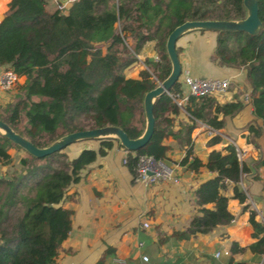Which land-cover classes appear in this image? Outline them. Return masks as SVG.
<instances>
[{
  "label": "trees",
  "instance_id": "1",
  "mask_svg": "<svg viewBox=\"0 0 264 264\" xmlns=\"http://www.w3.org/2000/svg\"><path fill=\"white\" fill-rule=\"evenodd\" d=\"M245 15L243 0H71L65 11L56 0H9L0 18V66L10 67L24 79L4 104L0 119L40 147L65 133L109 124L137 137L145 125L143 96L171 68L165 41L173 27L186 19ZM258 15L262 27L255 34L217 30L211 55L220 65L245 69L252 112L259 119L247 125V139L256 146L257 137L264 136V0H258ZM148 40L160 43L159 56L146 60L149 69L142 67L137 77L127 76ZM180 85L178 79L168 92L156 97L151 137L137 150L128 151L125 165L133 179L139 155L167 162L169 146L164 138L170 130L160 124L181 109L169 94L179 91ZM243 105L238 98L221 102L215 95H191L183 105L191 122L183 127L179 142L184 141L185 153L176 161L193 171L203 166L212 174L197 184L198 212L185 229L176 231L180 238L229 222L233 214L223 193L227 181L233 182V196L243 202L246 195L238 184L241 174L257 172L264 165V153L249 166L239 159L232 143L225 151L211 149L205 161L193 154L190 133L196 119L220 128L224 116L235 114ZM218 113H222L220 118ZM96 139L97 149L84 147L72 158L66 146L44 156L22 149L21 172L0 174V264L56 263L70 229L72 210L61 205L69 185L98 154L115 142L122 146L114 137ZM219 140L220 135L213 134L207 142ZM11 147L20 148L0 134L1 164L10 161L7 149ZM248 219L257 239L247 247L263 252L264 224L255 218L254 210ZM244 248L231 243L232 250ZM96 264H105L104 259Z\"/></svg>",
  "mask_w": 264,
  "mask_h": 264
},
{
  "label": "crops",
  "instance_id": "2",
  "mask_svg": "<svg viewBox=\"0 0 264 264\" xmlns=\"http://www.w3.org/2000/svg\"><path fill=\"white\" fill-rule=\"evenodd\" d=\"M8 1L0 0V18ZM215 41L214 30L192 29L183 33L176 41L181 75L244 80L243 67L224 66L211 59ZM156 48V41L148 40L140 53L139 64H133L127 76L137 77L142 65L148 68L145 61L156 59ZM1 96H5L3 90ZM215 96L221 102L238 98L244 105L235 114L225 115V123L220 128L196 119L190 133L193 154L205 161L211 149L225 151V146L232 143L237 150L245 151L242 159L252 166L253 160L264 153V136L257 137L258 146L247 139V125L255 120L259 122L252 112L249 88L231 87ZM221 116L222 113H218V118ZM190 119L189 113L181 108L178 113L170 114L168 122L160 124L170 130L164 143L169 146L167 155L174 156L173 162L185 153L186 146L179 138ZM213 134L220 135V140L208 143ZM98 146L97 139H84L68 144L65 151L72 158L84 147L97 149ZM7 151L11 158L8 163H0V174L21 172L18 157H24L25 153L13 148ZM123 156L124 148L115 142L104 154H98L93 162L80 169L78 180L69 185L68 196L61 205L72 210L70 229L55 264H96L100 258L105 264H264V251L253 252L247 247L257 239L252 234L249 211H255L259 222L264 219V165L259 166L257 172L250 170L241 174L238 184L246 195L243 202L233 196V182L227 181L223 193L228 197L227 207L233 214L229 222L205 233L180 238L176 231L185 229L198 212L194 190L212 172L202 166L191 173L179 164L178 182L161 180L144 185L132 178ZM143 221L148 225L143 226ZM232 241L245 248L232 250ZM224 249L229 253H223ZM217 251L219 254L215 255ZM143 254L148 256L147 260L142 259Z\"/></svg>",
  "mask_w": 264,
  "mask_h": 264
},
{
  "label": "water",
  "instance_id": "3",
  "mask_svg": "<svg viewBox=\"0 0 264 264\" xmlns=\"http://www.w3.org/2000/svg\"><path fill=\"white\" fill-rule=\"evenodd\" d=\"M246 15L240 19H186L173 27L165 41V49L171 68L169 73L157 81V85L147 90L143 96L145 125L142 133L137 137H129L124 129L118 125L109 124L99 127L79 129L61 135L45 146H37L21 134L14 131L5 121L0 119V134L19 146L26 153L33 156H44L53 151L62 149L68 144L84 139L114 137L118 143L128 150L135 151L143 146L151 137L154 130L153 104L159 95L168 92L170 87L181 75V64L176 50L177 39L192 29L244 30L250 34L259 32L262 27L258 15V0H243Z\"/></svg>",
  "mask_w": 264,
  "mask_h": 264
},
{
  "label": "built area",
  "instance_id": "4",
  "mask_svg": "<svg viewBox=\"0 0 264 264\" xmlns=\"http://www.w3.org/2000/svg\"><path fill=\"white\" fill-rule=\"evenodd\" d=\"M58 3V8L65 11L68 7L67 3L69 0H56ZM71 1V0H70ZM138 60L142 58V55L137 54ZM19 74L7 66H0V91L6 90L12 86V84L17 80ZM179 80L181 82L180 90L176 92H170L169 94L173 100L177 103L180 108L186 103L189 96H202V95H219L225 93L229 84L232 81L231 77H204L199 75H192L190 73H185L180 75ZM128 149L124 148L123 163L126 162V155ZM239 159H242L245 155L244 150H237ZM179 163H173L172 165L168 162L160 159L154 158L151 155H139L136 166V180L143 183L144 185H149L161 180H171L173 182H178L180 175L177 172ZM190 172H194L190 170ZM264 224V219L262 220ZM143 226H147L148 222L143 221ZM223 253L228 254L229 250L224 249ZM219 251L215 252L218 255ZM143 260H147L148 256L146 254L142 255Z\"/></svg>",
  "mask_w": 264,
  "mask_h": 264
},
{
  "label": "rangeland",
  "instance_id": "5",
  "mask_svg": "<svg viewBox=\"0 0 264 264\" xmlns=\"http://www.w3.org/2000/svg\"><path fill=\"white\" fill-rule=\"evenodd\" d=\"M70 3V0L68 1L67 5H69ZM157 43V48L154 49L155 50V55H156V58L159 56V52H161V48H160V43L159 42H156ZM105 48V45H103V49ZM145 61V60H144ZM146 62V61H145ZM137 63L139 64V60L137 59V62L135 63L137 65ZM143 64V63H142ZM144 67V65L141 66V68ZM23 81V75H19V77L17 78V80L12 84V86L6 90H4V94L5 96H1L0 97V116L3 115V106L4 104L9 101L10 99L13 98V95L19 85V83H21ZM158 81V80H157ZM231 87H247L246 85V82L245 80H242L241 82H235L234 80H232L229 84V88L230 89ZM13 149H15L16 151H23L22 149L18 148V147H11ZM182 157V156H181ZM166 160L169 164H173V163H176V162H173L174 161V156L173 155H170L166 157Z\"/></svg>",
  "mask_w": 264,
  "mask_h": 264
}]
</instances>
